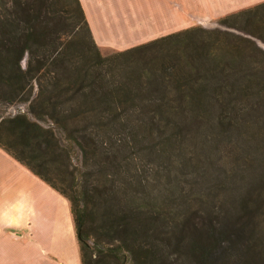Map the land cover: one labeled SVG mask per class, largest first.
I'll use <instances>...</instances> for the list:
<instances>
[{
	"label": "trees",
	"instance_id": "obj_1",
	"mask_svg": "<svg viewBox=\"0 0 264 264\" xmlns=\"http://www.w3.org/2000/svg\"><path fill=\"white\" fill-rule=\"evenodd\" d=\"M244 34L192 28L103 58L78 0H0V103L27 104L0 120V148L69 202L81 264H104L99 242L154 238L144 264H264V54L247 53L264 28ZM56 134L91 171L69 193L34 167Z\"/></svg>",
	"mask_w": 264,
	"mask_h": 264
},
{
	"label": "rangeland",
	"instance_id": "obj_2",
	"mask_svg": "<svg viewBox=\"0 0 264 264\" xmlns=\"http://www.w3.org/2000/svg\"><path fill=\"white\" fill-rule=\"evenodd\" d=\"M118 13L123 15L121 18H124V20H121L119 14V21H123L129 27L127 26L124 29L123 35L125 36L122 46L117 41H114V46L124 49L117 51L112 48L101 49L96 46L100 56L103 58L192 28L202 29L206 36L214 35V33H227L233 35L231 38H248L244 34L245 32L255 31L258 27L264 28V0H170L169 2L168 0L165 2H162V0H122ZM238 13L242 14L239 17L229 19L226 23L231 28L224 26L220 22L225 17ZM166 31H169V34L162 35ZM254 42L256 49L250 48L247 51L249 58L257 56L261 58V55L264 54V42L261 40H255ZM78 49L81 52L79 53L80 55H85L86 52L88 54L86 48L80 47ZM90 55L93 54L90 52ZM27 58V55H25L20 62L21 70L26 68ZM174 60L172 59L170 62H174ZM26 105L14 103L9 106L5 103H0V120L18 112H25ZM56 138L60 142L59 148L61 152L50 151L43 155L40 154L42 160L40 163H35L34 167L38 173L48 179L58 189L69 193L71 186H73V189H79L78 187L83 186L88 179L87 175L91 171H88L89 169L86 167L84 169V153H82L76 142L65 139L58 134H56ZM15 150L22 157H25V155L21 154V152H28L25 151L24 147L15 148ZM0 151L6 153L1 148ZM224 160L226 161L223 162L225 163L224 165L229 168L231 160ZM150 169L152 167L148 165L146 170ZM104 173L114 175V165L107 162ZM217 174L219 175V171H217ZM92 180L99 183L110 181L108 177L103 178L98 175H94ZM175 216L176 214H174ZM90 239L93 242H97L95 238ZM99 245L100 249L104 251V264H118L117 262L119 261L120 264H144L145 260L140 254L154 248L155 238L144 241L139 247H136L137 244L133 246L125 242L108 244L99 242ZM170 259L172 260L173 257Z\"/></svg>",
	"mask_w": 264,
	"mask_h": 264
},
{
	"label": "crops",
	"instance_id": "obj_3",
	"mask_svg": "<svg viewBox=\"0 0 264 264\" xmlns=\"http://www.w3.org/2000/svg\"><path fill=\"white\" fill-rule=\"evenodd\" d=\"M78 2L96 46L124 49L114 46L128 26L119 21L122 0ZM0 264H81L69 202L2 151Z\"/></svg>",
	"mask_w": 264,
	"mask_h": 264
}]
</instances>
